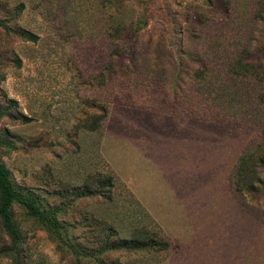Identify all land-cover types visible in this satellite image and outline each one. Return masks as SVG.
Listing matches in <instances>:
<instances>
[{
  "label": "rangeland",
  "instance_id": "obj_1",
  "mask_svg": "<svg viewBox=\"0 0 264 264\" xmlns=\"http://www.w3.org/2000/svg\"><path fill=\"white\" fill-rule=\"evenodd\" d=\"M0 107L28 118L0 161L65 228L15 205L0 264H264V174L235 185L264 155V0H0Z\"/></svg>",
  "mask_w": 264,
  "mask_h": 264
},
{
  "label": "trees",
  "instance_id": "obj_2",
  "mask_svg": "<svg viewBox=\"0 0 264 264\" xmlns=\"http://www.w3.org/2000/svg\"><path fill=\"white\" fill-rule=\"evenodd\" d=\"M128 29L129 28L126 29L125 26H122L121 24L113 25L110 28V37L115 43H118L123 36L124 31L127 32ZM131 29L133 30L132 35L136 36V33L139 30H135L136 28L134 26L131 27ZM20 36L32 42L38 40L37 36L29 32H21ZM115 55L117 56L118 53L115 52ZM12 103L14 104L15 102ZM5 117L14 120H28L25 116H15L11 112L9 113L0 107V121ZM106 117V113H103L93 119L88 124L90 130H99ZM7 146L10 150L14 149L10 142L7 143ZM259 157L260 158L253 155H243L240 157L237 166L238 178L235 181V185L237 190L241 193L247 191L249 194H257L255 185L261 180L264 174V155ZM15 205L21 207L30 218L47 230L52 237L63 241L62 230L65 228L58 221V212L44 208L38 198L18 190L14 186L9 170L0 161V220L2 227L12 241L13 250L17 251L18 245L21 241V235L13 219V207ZM163 245L168 247L166 243H163Z\"/></svg>",
  "mask_w": 264,
  "mask_h": 264
}]
</instances>
